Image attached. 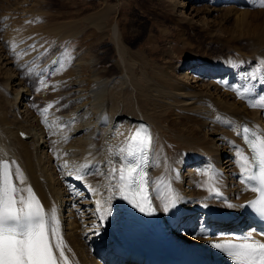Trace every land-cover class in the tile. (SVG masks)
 <instances>
[{
	"label": "bare ground",
	"instance_id": "bare-ground-1",
	"mask_svg": "<svg viewBox=\"0 0 264 264\" xmlns=\"http://www.w3.org/2000/svg\"><path fill=\"white\" fill-rule=\"evenodd\" d=\"M167 1L176 9L189 5L191 20L222 10L228 21L233 18L236 28L251 29L247 30L254 37L247 43L249 49L236 50L221 62L191 58L197 61L183 71L177 66L137 64L127 55L115 27L114 72L99 66L93 57L73 59L65 53L40 71L32 69L36 77L40 72L39 77L49 80L46 86L53 97L44 102L37 98L40 90L33 92L8 67H23L29 59L25 50L29 46L39 59L32 47L35 41L17 43L19 39L12 36L0 41V68L7 66L6 75L0 70V161L10 163L17 187L32 189L46 218L55 211L68 264H182L166 259L167 249L142 221L138 209L120 198L116 189L111 216L104 226L93 227L100 223L97 201L103 204L109 183L118 180L109 181L96 174L95 167L87 166L99 164L100 172L107 173V166L116 161L111 166L118 169L120 157L126 155L120 149L127 150L139 121L151 128L148 181L153 202L173 239L202 243L249 234L264 240L246 207H241L257 192L252 190L254 182L241 180L242 172L249 174L244 161L251 155L237 134L245 125L256 132L264 130V108L250 106L259 101L241 98L246 88L252 90V97L264 96V13L252 25L250 12L244 9L254 5L246 0H233L225 6L212 0L204 9H196L194 0ZM18 5L14 10L23 19L33 15ZM92 21L105 35L107 21L98 17ZM75 32L72 29L63 35L71 41L79 37ZM5 42L13 50V59L3 49ZM176 126L181 128L170 134ZM212 191L220 195L213 198ZM173 198L178 203L165 212L164 204ZM65 207L68 214L63 216ZM53 251L57 252L55 247Z\"/></svg>",
	"mask_w": 264,
	"mask_h": 264
},
{
	"label": "rangeland",
	"instance_id": "rangeland-1",
	"mask_svg": "<svg viewBox=\"0 0 264 264\" xmlns=\"http://www.w3.org/2000/svg\"><path fill=\"white\" fill-rule=\"evenodd\" d=\"M232 1L220 0L219 6L230 5ZM246 1L247 4L254 5L244 9L250 12L248 20L252 25L258 24L264 13V0ZM193 3L196 9H204L212 5V0H194ZM16 4L33 12V15L23 19L19 10H14ZM183 9L174 8L167 0H0V41L11 36L19 39L16 40L17 43L35 41L32 45H35L39 59L37 56L33 57L29 46V50L25 49L29 59L23 67L19 68L14 64L8 67L17 72L21 82L33 92L40 90L37 98L44 102L53 97L46 86L49 80L39 77L42 74L40 72L36 77L32 69L37 68L40 71L44 64L63 58L65 53L73 59L78 55H84L86 59L93 57L99 66L109 67L112 72V59L116 58L112 46L115 27L127 55L137 64L145 62L152 63L153 66H171L173 69L177 66L176 68L183 71L197 61L196 59L193 62L191 58L208 57L215 62H221L228 60V54L246 52L249 49L247 43L254 38L248 32L251 29L236 28L233 18L230 17L228 21V17H224L228 15L222 10L216 9L208 15H198L191 20L188 17L192 8L186 5ZM97 17L102 18L101 22L107 21V37L106 34L98 32L96 25H92V18ZM72 29L79 37L70 41L63 34ZM3 49L13 59V50L6 42ZM6 68L7 66L0 68L5 75ZM183 121L191 124L187 120ZM183 121L181 123L185 125ZM167 125H171V122L168 121ZM176 127H173L170 134L181 128ZM62 214H68L66 207ZM81 240L86 246V240Z\"/></svg>",
	"mask_w": 264,
	"mask_h": 264
},
{
	"label": "snow or ice",
	"instance_id": "snow-or-ice-1",
	"mask_svg": "<svg viewBox=\"0 0 264 264\" xmlns=\"http://www.w3.org/2000/svg\"><path fill=\"white\" fill-rule=\"evenodd\" d=\"M32 47L34 48L35 45ZM261 71L264 72V68ZM251 93L252 90L246 88L241 98L259 101V103H251L250 106L264 108V96L252 97ZM237 134L252 153V156L246 157L244 161L245 172L249 174L245 175L242 172L241 180L246 184L255 182L252 190L259 194V199L241 207H250L264 217V130L256 132L245 125ZM151 142L149 127L142 126L131 135L127 150L120 149L121 153L126 151V155L120 157L118 169L111 166V163L116 161L110 162L107 173L100 172L99 164L87 166L95 167L96 174L105 175L109 181L118 180L117 183H109L107 200L103 204L97 201L100 223L94 225V229L104 226V222L112 214L113 189L118 191L120 198L128 201L140 212L155 213V208L152 207L149 199L146 170ZM16 171L19 172L18 166ZM76 179H82V176H77ZM16 180L23 185L24 181L19 176ZM25 192L27 197L24 195ZM211 195L216 198L220 193L212 191ZM176 203H178L176 198L165 203L164 211L167 212L170 207H175ZM50 233L52 241H50ZM235 240L241 242L227 240L214 243L212 246L226 252L235 264H264V242L253 240L249 234L237 236ZM53 247L57 250L55 254ZM58 257L61 264H68V257L65 255L64 245L58 232L55 211L53 210L46 218L45 210L32 189L17 187L12 179L10 163L0 161V264H58Z\"/></svg>",
	"mask_w": 264,
	"mask_h": 264
}]
</instances>
